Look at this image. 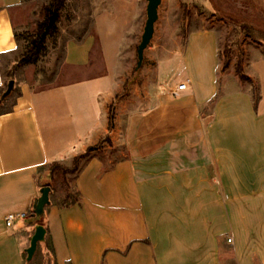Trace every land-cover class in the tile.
Here are the masks:
<instances>
[{
	"label": "crops",
	"instance_id": "crops-1",
	"mask_svg": "<svg viewBox=\"0 0 264 264\" xmlns=\"http://www.w3.org/2000/svg\"><path fill=\"white\" fill-rule=\"evenodd\" d=\"M22 4L0 0V89L24 50L14 20ZM96 46L94 35L66 39L60 81L22 80L12 107L0 111V264H27L35 226L26 214L40 196L38 170L106 136L109 147L126 145L127 153L109 167L94 151L83 159L75 179L81 203L59 207L50 192L46 219L57 264H264L258 71L244 68L259 81L256 110L250 86L218 81L217 33L198 29L155 82L133 81L118 98L129 71L120 75L118 48ZM185 80L189 88L174 96Z\"/></svg>",
	"mask_w": 264,
	"mask_h": 264
},
{
	"label": "rangeland",
	"instance_id": "rangeland-1",
	"mask_svg": "<svg viewBox=\"0 0 264 264\" xmlns=\"http://www.w3.org/2000/svg\"><path fill=\"white\" fill-rule=\"evenodd\" d=\"M48 2L49 0H23L14 17L17 33L32 32L43 19V7ZM146 19L147 0H67L58 32L47 41L46 54L35 64L16 70L12 69L13 65L10 67L8 73L12 72L13 79L17 78L16 85L7 95L8 102L0 105V111L11 107L18 93L17 85L22 80H30L35 76L42 80V85L58 83L59 77L67 72L63 63L66 39H78L84 35L96 37V48H118L121 76L129 71L128 79L153 83L157 80L159 71L168 65L166 60L173 61L174 56L180 55L190 32L212 28L216 31L219 42L220 82L226 76L240 80L242 85L250 86L251 90L256 85L260 91L259 81L254 76L252 81L241 80L238 69L245 68L249 72L256 70V74L264 79V0H162L143 64L136 70L137 49ZM20 41L25 51L27 43L21 37ZM173 65V62L169 64L171 68ZM180 76L178 73V77ZM167 80L166 76L163 86ZM7 89L8 82L0 89V98ZM126 153V145L109 147L108 143H103L94 151V154L103 159L106 167L125 157ZM74 157L58 163L72 167ZM82 162L83 160L80 161V167ZM49 165L41 170L40 180L50 184L54 201H59L68 190H75L78 173L64 174L61 169H57L50 177ZM37 251V261H40L42 254L39 248Z\"/></svg>",
	"mask_w": 264,
	"mask_h": 264
},
{
	"label": "trees",
	"instance_id": "trees-1",
	"mask_svg": "<svg viewBox=\"0 0 264 264\" xmlns=\"http://www.w3.org/2000/svg\"><path fill=\"white\" fill-rule=\"evenodd\" d=\"M66 1L67 0H49L47 4L44 5L43 11H44V16L41 21L37 23L36 28L32 32H26V33H16L17 37H21L26 41V47L25 51L20 53L16 59L15 63L13 64L12 69L16 70L19 67L26 66L29 64H35L37 63L42 56H44L47 52V41L49 38L54 37L59 29V22L62 17V12L66 7ZM219 57H220V52H219ZM238 74L243 81H252V78L249 77L243 68L238 69ZM10 79L14 78V75L12 72L8 73ZM220 82V80H218ZM133 82L131 79H127L126 84H125V89L122 94L118 96L119 97H124L128 94L129 89H130V84ZM252 94H253V100H254V107L257 110L261 94L259 91V88L254 85L252 88ZM219 92L216 94V96L213 99V102H215L218 99ZM9 98L6 96L3 100H0V105H5L8 102ZM114 103L111 104L110 107V121H109V127L110 129L114 126V118H115V113H114ZM12 107V105H11ZM10 107V108H11ZM7 109L3 110L6 111ZM111 143L110 137L106 136L102 141L97 144L96 146H91L89 147L85 152L79 153L74 157V164L72 167H65L59 164L58 162H53L49 165V172H50V177H52L53 173L57 169H61L64 174L67 173H79L81 167H80V161L89 157L93 151H95L98 147H100L103 143ZM47 166V165H45ZM41 167L38 170V173L36 175V181L39 185V187H43L46 185H49V183H43L40 180V174L41 170L45 167ZM53 190V189H52ZM81 192L78 190L76 184H75V190H68L66 194L59 200L55 201V203L59 207H70L76 204L81 203ZM36 201L34 199L33 203ZM33 203L32 207L26 214L29 223L31 225H34L35 228L36 226H41L45 230L44 238L42 241L38 243V247L40 249V252H42V258L40 261H37L39 264H57V260L55 257V252L52 244V240L49 237V228L47 224V219H46V210L48 208V205L45 207V212L41 216H36L33 211ZM26 263L27 264H35L36 261L29 260L26 255Z\"/></svg>",
	"mask_w": 264,
	"mask_h": 264
},
{
	"label": "water",
	"instance_id": "water-1",
	"mask_svg": "<svg viewBox=\"0 0 264 264\" xmlns=\"http://www.w3.org/2000/svg\"><path fill=\"white\" fill-rule=\"evenodd\" d=\"M162 0H147V19L144 26V31L140 43L137 49V65L136 70H139L143 64L145 57V50L150 44V41L154 34L155 22L158 19V8ZM15 80L10 79L8 82V89L5 95L2 96V100L10 93L14 87ZM50 192L51 187L49 185L43 186L40 189V196L36 199L33 205L34 214L38 217L44 214L45 207L50 205ZM45 230L41 226H36L34 233L30 237V245L26 248L27 258L31 260L37 250L38 243L43 240Z\"/></svg>",
	"mask_w": 264,
	"mask_h": 264
},
{
	"label": "built area",
	"instance_id": "built-area-1",
	"mask_svg": "<svg viewBox=\"0 0 264 264\" xmlns=\"http://www.w3.org/2000/svg\"><path fill=\"white\" fill-rule=\"evenodd\" d=\"M188 88H189V81L188 80L179 82L178 84H176L175 88L172 90V94L174 96H177L178 94H180L181 92L187 90ZM14 219H15V215L9 214L7 216V225L8 226L12 225ZM228 241L231 242L232 238H229Z\"/></svg>",
	"mask_w": 264,
	"mask_h": 264
}]
</instances>
